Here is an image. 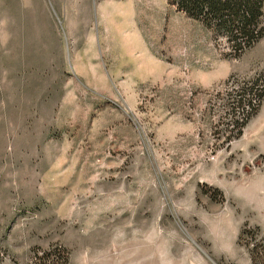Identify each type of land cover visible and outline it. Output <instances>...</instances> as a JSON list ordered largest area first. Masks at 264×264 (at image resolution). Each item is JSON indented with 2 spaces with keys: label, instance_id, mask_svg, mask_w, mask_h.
Wrapping results in <instances>:
<instances>
[{
  "label": "rangeland",
  "instance_id": "1",
  "mask_svg": "<svg viewBox=\"0 0 264 264\" xmlns=\"http://www.w3.org/2000/svg\"><path fill=\"white\" fill-rule=\"evenodd\" d=\"M135 1L150 53L114 43L111 81L84 84L67 0H0V264L50 246L68 264H252L264 242V100L238 131L264 34L236 50L169 0Z\"/></svg>",
  "mask_w": 264,
  "mask_h": 264
},
{
  "label": "crops",
  "instance_id": "2",
  "mask_svg": "<svg viewBox=\"0 0 264 264\" xmlns=\"http://www.w3.org/2000/svg\"><path fill=\"white\" fill-rule=\"evenodd\" d=\"M67 34L66 45L70 52L72 74L84 84H106L113 76L112 63L114 59L123 61V57L113 52L114 43H118L126 54L136 56L135 49L150 53L144 31L137 21L138 9L135 0H94L89 8L94 9V14L84 17V14H76L74 10L78 6L75 0H67ZM64 5L65 3L60 2ZM143 9V8H141ZM119 17L117 23L122 22L121 14L126 16L127 23L124 29L114 27V16ZM128 38L136 39L135 46L128 48L122 42L120 33ZM140 40V44L137 43Z\"/></svg>",
  "mask_w": 264,
  "mask_h": 264
},
{
  "label": "trees",
  "instance_id": "3",
  "mask_svg": "<svg viewBox=\"0 0 264 264\" xmlns=\"http://www.w3.org/2000/svg\"><path fill=\"white\" fill-rule=\"evenodd\" d=\"M189 16L202 20L207 26H219L236 50L252 44L264 34V0H169ZM257 98L249 100L240 117L242 127L257 112L264 100V82L256 89ZM247 230L243 232L249 233ZM252 264H264V242L251 247ZM37 264H68L64 247L50 246L35 250Z\"/></svg>",
  "mask_w": 264,
  "mask_h": 264
},
{
  "label": "water",
  "instance_id": "4",
  "mask_svg": "<svg viewBox=\"0 0 264 264\" xmlns=\"http://www.w3.org/2000/svg\"><path fill=\"white\" fill-rule=\"evenodd\" d=\"M190 235V234H189ZM190 237H192L191 235H190ZM194 241H195V239L194 238H192ZM204 251H205V249L204 248H202ZM205 253L215 262V260L210 256V254L207 252V251H205ZM216 264H218L217 262H215Z\"/></svg>",
  "mask_w": 264,
  "mask_h": 264
}]
</instances>
